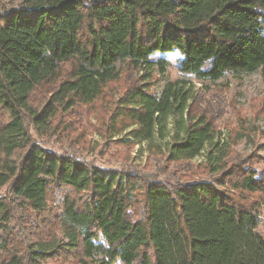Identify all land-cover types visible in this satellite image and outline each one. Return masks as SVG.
<instances>
[{"label": "trees", "instance_id": "obj_1", "mask_svg": "<svg viewBox=\"0 0 264 264\" xmlns=\"http://www.w3.org/2000/svg\"><path fill=\"white\" fill-rule=\"evenodd\" d=\"M174 51L201 84L264 75V0H22L0 12V264H264V169L221 142L219 110L187 82L154 94L166 62L151 56ZM122 73L112 129L144 141L178 116L164 162L205 151L207 179L105 170L34 140Z\"/></svg>", "mask_w": 264, "mask_h": 264}, {"label": "rangeland", "instance_id": "obj_2", "mask_svg": "<svg viewBox=\"0 0 264 264\" xmlns=\"http://www.w3.org/2000/svg\"><path fill=\"white\" fill-rule=\"evenodd\" d=\"M21 1L0 0V12L18 8ZM151 59L153 61L163 59L166 62L164 75L153 88L155 95L160 93L167 82L176 80L187 82L190 96L199 92L219 110L216 129L221 142L232 144L231 150L234 156L255 154L257 157L255 168L264 169V75L259 72L227 75L217 82L201 84L193 76L179 71L181 55L178 52L156 53ZM65 68H69V65ZM123 70L125 71V68ZM152 73L157 74L155 70ZM127 83L122 73L120 80L110 85L95 103L76 107L66 113H58L50 129L53 131L55 124L59 122L57 130L43 133L39 137L33 133L34 140L50 151L71 154L105 170L123 169L168 180L207 179V173H203L202 168L205 151L188 163L164 162L175 137L182 135L178 116H168L164 128L154 129L152 137L144 141L134 140L128 136L135 126L129 125L117 132L112 129L110 118L117 110V100L124 92ZM35 95L37 100L33 103L36 104L43 103L49 96L44 91ZM129 138L131 140L127 145L125 143L127 141L124 140ZM6 194L7 186L0 187V198L5 197ZM58 198L59 196L54 194L49 197L48 207L51 213L55 206H58ZM259 216L258 230L264 236V206L260 208ZM53 230L57 234L56 227ZM58 259L64 261L62 257ZM41 264L57 263L54 260H47Z\"/></svg>", "mask_w": 264, "mask_h": 264}]
</instances>
